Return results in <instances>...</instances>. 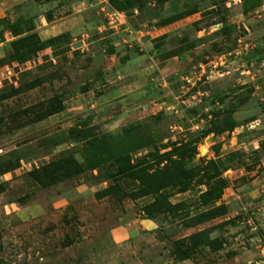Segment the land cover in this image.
<instances>
[{
  "label": "rangeland",
  "instance_id": "1",
  "mask_svg": "<svg viewBox=\"0 0 264 264\" xmlns=\"http://www.w3.org/2000/svg\"><path fill=\"white\" fill-rule=\"evenodd\" d=\"M263 47L264 0H0V264H264Z\"/></svg>",
  "mask_w": 264,
  "mask_h": 264
},
{
  "label": "trees",
  "instance_id": "2",
  "mask_svg": "<svg viewBox=\"0 0 264 264\" xmlns=\"http://www.w3.org/2000/svg\"><path fill=\"white\" fill-rule=\"evenodd\" d=\"M247 11V9H246ZM128 23L130 25V28L136 30L133 25L131 24V22ZM51 44V43H50ZM47 44H44V47ZM264 48V47H263ZM258 58L260 60V62L264 61V56L263 55H258ZM29 72V71H27ZM8 97V95H2L0 100L3 98ZM131 132V130H130ZM167 158H169L167 156ZM110 162H112L115 166V172H114V176L116 178H120V179H129L132 180L136 183H138L139 185L145 186V192L146 190H148V187L151 186V183H154L155 180H159L160 185H158V191H156L157 193H159L161 188H168V187H175V188H179L180 190L186 191L188 188V185L190 184V182L192 181V173L193 171L190 172L187 170H182L180 169L179 165H180V161L176 160L173 161V163L171 164V166H167L165 169L159 171V172H149L148 168H146L144 166L143 163L141 164H133L130 160L129 157L127 155H123L122 157H118V158H110ZM178 165V168L180 170H176L175 169V165ZM7 172V170H6ZM156 178V179H155ZM155 179V180H152ZM154 194V192H152ZM161 201V197L158 199V201L155 202L154 204V208L157 211H162V210H167V211H171L172 208L169 207H165L164 205H162ZM170 206V204H168ZM145 211L147 212V214H152L153 212H151L150 207H147L145 209Z\"/></svg>",
  "mask_w": 264,
  "mask_h": 264
},
{
  "label": "built area",
  "instance_id": "3",
  "mask_svg": "<svg viewBox=\"0 0 264 264\" xmlns=\"http://www.w3.org/2000/svg\"><path fill=\"white\" fill-rule=\"evenodd\" d=\"M107 24L109 27H128L130 29V25L128 23V18L123 12H112L107 15ZM117 29V28H115ZM133 32V31H132ZM86 48V44L84 40H82V46L79 47L82 51ZM33 66H36V62L34 60H29L25 63H17L11 67H6L2 72L1 76L3 80L9 79L11 80L13 77H17L19 73L27 72L32 69ZM187 82L189 77L186 78Z\"/></svg>",
  "mask_w": 264,
  "mask_h": 264
},
{
  "label": "crops",
  "instance_id": "4",
  "mask_svg": "<svg viewBox=\"0 0 264 264\" xmlns=\"http://www.w3.org/2000/svg\"><path fill=\"white\" fill-rule=\"evenodd\" d=\"M264 63V61H262Z\"/></svg>",
  "mask_w": 264,
  "mask_h": 264
}]
</instances>
